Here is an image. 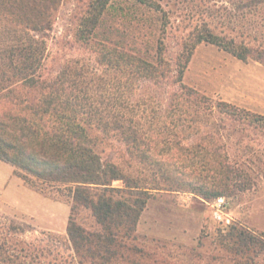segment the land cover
Listing matches in <instances>:
<instances>
[{"label": "rangeland", "instance_id": "obj_1", "mask_svg": "<svg viewBox=\"0 0 264 264\" xmlns=\"http://www.w3.org/2000/svg\"><path fill=\"white\" fill-rule=\"evenodd\" d=\"M96 1L58 0L40 34L2 10L0 46L42 41L46 50L40 72L45 78L61 76L66 85L83 90L105 120L113 121L118 113L133 117L150 158L141 161L137 147L114 131L95 130L94 147L102 161L161 188L151 190L136 231L140 245L157 252L161 264H245L247 255L237 256L220 238L233 225L260 242L250 255L254 264H264V64L241 60L207 42L198 44L183 83L209 102L182 111L170 106L178 85L142 78L112 60L119 52L143 56L175 78L188 37L201 29L264 46V0H109L92 39L84 41L81 28ZM120 95L128 98L125 107L116 106ZM220 101L234 105L238 114L221 111ZM214 157L224 158L241 174L235 189L223 196L225 221L214 217L215 199L194 189L212 187L209 162ZM113 186L124 183L117 180ZM12 204L36 217L0 212V264H67L72 253L69 192L63 188L46 196L29 190ZM146 261L141 264L153 262Z\"/></svg>", "mask_w": 264, "mask_h": 264}, {"label": "trees", "instance_id": "obj_2", "mask_svg": "<svg viewBox=\"0 0 264 264\" xmlns=\"http://www.w3.org/2000/svg\"><path fill=\"white\" fill-rule=\"evenodd\" d=\"M57 3L58 0H0V11L13 16V21L20 18L26 28L40 34L45 22L51 21L49 16ZM108 6L109 0L92 4L81 28L84 41L92 39ZM202 42L216 45L241 60L252 58L264 64L263 45L239 42L209 28L190 34L175 78L166 73L165 67L143 56L119 52L112 60L116 67L130 66L131 73L142 78L178 85L170 106L183 111L186 105L209 102L206 95L183 83L190 57ZM45 50L43 42L36 38L0 46V159L12 164L26 184L46 196L63 188L69 192L67 237L72 253L67 264H141V260L161 264L157 252L140 245L136 233L151 190L161 188L156 184L147 186L114 162L102 161L94 147L95 130L102 129L106 134L114 131L126 144L137 147L141 161L150 158L142 146L141 132L133 127V117L118 113L113 121L105 120L106 114L93 105L83 90L66 85L61 76L45 78L40 72ZM160 61L163 63L162 58ZM122 97H116L117 107H125L128 98ZM218 107L229 115L238 114L228 102L220 101ZM209 163L215 177L212 187L194 189L212 199L234 190L241 176L235 166L217 157ZM117 180H122L124 187L113 186ZM220 238L237 256L247 255L245 264H254L251 255L258 251L260 242L249 231L233 225Z\"/></svg>", "mask_w": 264, "mask_h": 264}, {"label": "crops", "instance_id": "obj_3", "mask_svg": "<svg viewBox=\"0 0 264 264\" xmlns=\"http://www.w3.org/2000/svg\"><path fill=\"white\" fill-rule=\"evenodd\" d=\"M29 190L42 194L26 184L25 181L18 174H16L15 167L12 164L0 159V212L12 216L25 217L27 215L30 216L32 220L35 219L36 216L33 212L19 211L16 207H13L12 204L15 198L16 200L18 199L21 192H29ZM67 218L68 215L66 220ZM34 223L37 227L50 229L40 226L35 221Z\"/></svg>", "mask_w": 264, "mask_h": 264}, {"label": "built area", "instance_id": "obj_4", "mask_svg": "<svg viewBox=\"0 0 264 264\" xmlns=\"http://www.w3.org/2000/svg\"><path fill=\"white\" fill-rule=\"evenodd\" d=\"M213 214L214 217L219 221H225L227 219V212L225 209L227 208V200L225 197L216 198L213 203Z\"/></svg>", "mask_w": 264, "mask_h": 264}]
</instances>
